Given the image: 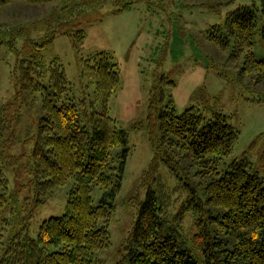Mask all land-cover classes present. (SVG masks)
<instances>
[{
    "label": "trees",
    "instance_id": "trees-1",
    "mask_svg": "<svg viewBox=\"0 0 264 264\" xmlns=\"http://www.w3.org/2000/svg\"><path fill=\"white\" fill-rule=\"evenodd\" d=\"M13 1L0 0V7ZM22 1L35 5L51 0ZM258 11L264 14V0L226 13L223 24L212 25L208 33L229 59H242L239 76L247 75L249 85L264 80V58L257 59L252 52ZM55 31L29 45L26 55L18 59L17 96L23 97L24 91L39 95L44 112L32 151L39 185L51 192L69 179L74 184L64 213L43 220L36 238L27 233L30 217H21L19 230L11 231L0 243V264H101L95 254L110 243L107 224L130 149L127 131L107 110V100L119 84L117 64L104 51L84 59L94 79L98 106L95 99L88 103L84 97H69L70 81L63 68L56 62L45 65L41 59L39 47L49 43ZM64 31L78 39L84 35L82 29ZM259 32L264 40V24ZM173 84L161 75L151 89L147 128L155 145L149 166L155 174L138 203L132 229L115 264H264L262 178L245 158L218 169V161L230 152L237 131L218 112L207 117L189 106L176 114L172 99L165 96ZM3 125L0 120V130ZM114 146L121 150L112 157ZM183 157L197 167L201 182L194 184L182 177L188 166L182 163ZM161 161L179 178L170 191L158 176ZM95 186L102 190L97 204L91 196ZM6 189L7 179L0 170V209L9 201ZM179 191L185 194L171 212L170 199ZM188 211L194 215L192 243L181 228ZM11 224L14 227V220Z\"/></svg>",
    "mask_w": 264,
    "mask_h": 264
},
{
    "label": "rangeland",
    "instance_id": "rangeland-1",
    "mask_svg": "<svg viewBox=\"0 0 264 264\" xmlns=\"http://www.w3.org/2000/svg\"><path fill=\"white\" fill-rule=\"evenodd\" d=\"M259 3L260 0H51L33 5L15 0L0 7V120L4 123L0 130V170L7 179L9 195V201L0 209V243L11 231L19 230L23 215L30 217L27 233L36 238L43 220L64 213L74 184L69 179L51 192L39 185L32 151L44 112L39 95L24 91L23 97L17 96L18 59L26 55L29 45L42 42L53 30L52 40L39 47L41 59L45 65L56 62L63 68L70 81L69 97H84L88 103L95 99L94 79L84 59L96 52H107L119 73L118 88L108 98L107 110L127 131L130 149L122 186L114 197V210L107 224L110 243L95 254L101 264H115L120 258L138 203L153 182L155 171L149 166L155 145L147 128L149 98L161 75L174 83L168 86L165 96L172 99L176 114L189 106L207 117L218 112L237 131L230 152L219 159L218 169L245 158L264 183V80L249 85L247 75L239 76L242 59H229L227 52L208 37L211 26L222 25L226 13ZM263 24L264 14L258 11L252 40L257 59L264 58V40L259 32ZM77 29L84 32L80 39L62 32L75 33ZM99 103L96 98L95 106ZM120 150L114 146L112 157ZM181 159L188 164L182 177L194 184L201 182L197 167L185 161L186 157ZM157 166L158 176L169 191L178 185L179 178L163 161ZM182 193L171 197V212L185 194ZM101 194L100 187H93L94 204ZM181 228L192 243V211L184 214Z\"/></svg>",
    "mask_w": 264,
    "mask_h": 264
}]
</instances>
